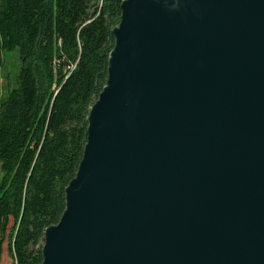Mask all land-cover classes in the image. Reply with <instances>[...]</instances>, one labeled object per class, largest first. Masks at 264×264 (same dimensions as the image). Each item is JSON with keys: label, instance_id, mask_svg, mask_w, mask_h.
<instances>
[{"label": "water", "instance_id": "1", "mask_svg": "<svg viewBox=\"0 0 264 264\" xmlns=\"http://www.w3.org/2000/svg\"><path fill=\"white\" fill-rule=\"evenodd\" d=\"M41 264H264V0H124Z\"/></svg>", "mask_w": 264, "mask_h": 264}, {"label": "trees", "instance_id": "2", "mask_svg": "<svg viewBox=\"0 0 264 264\" xmlns=\"http://www.w3.org/2000/svg\"><path fill=\"white\" fill-rule=\"evenodd\" d=\"M124 0H0L3 52L20 68L0 98V259L41 264L44 231L65 208L105 86Z\"/></svg>", "mask_w": 264, "mask_h": 264}, {"label": "rangeland", "instance_id": "3", "mask_svg": "<svg viewBox=\"0 0 264 264\" xmlns=\"http://www.w3.org/2000/svg\"><path fill=\"white\" fill-rule=\"evenodd\" d=\"M4 67L0 73V98L12 87L15 77L20 68L19 54L17 49L3 52ZM12 258L7 252V242L2 245L0 264H12Z\"/></svg>", "mask_w": 264, "mask_h": 264}]
</instances>
